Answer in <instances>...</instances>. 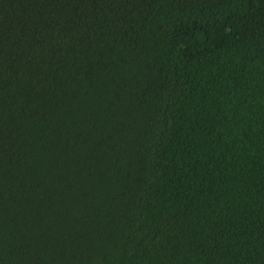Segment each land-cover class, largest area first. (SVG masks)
<instances>
[{
	"label": "trees",
	"instance_id": "obj_1",
	"mask_svg": "<svg viewBox=\"0 0 264 264\" xmlns=\"http://www.w3.org/2000/svg\"><path fill=\"white\" fill-rule=\"evenodd\" d=\"M0 264H264V0H0Z\"/></svg>",
	"mask_w": 264,
	"mask_h": 264
}]
</instances>
